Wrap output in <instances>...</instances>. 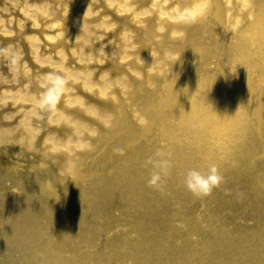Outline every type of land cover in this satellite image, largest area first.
Listing matches in <instances>:
<instances>
[{"label":"bare ground","instance_id":"6f19581e","mask_svg":"<svg viewBox=\"0 0 264 264\" xmlns=\"http://www.w3.org/2000/svg\"><path fill=\"white\" fill-rule=\"evenodd\" d=\"M50 1L58 5L61 21L46 11L33 17L23 12L30 31L41 39L28 38V63L21 69L28 71L25 81L42 95L49 92L57 74L65 73L68 83L54 94L51 108L37 107L40 95L28 92L19 101L17 95L0 101V151H11L7 153L17 162L29 152L33 158L26 159L24 168L35 169L15 175L0 167V190H17L0 191V205L4 201L10 208L25 205L31 210L19 214L11 229L19 232L31 225L45 235L50 229L70 226V220L61 219L67 208L98 206L112 191L130 197L122 213L131 216L140 197L141 207L145 205L140 193L143 182L159 171L149 158L169 161L156 189L174 203L180 195L190 196L186 173L191 169L207 173L203 166L213 163L222 177L230 171L233 184L256 189L252 199L264 196V0H199L208 5L207 13L192 25L162 20L156 8L193 0ZM22 35L18 30L16 36ZM62 49L66 53L68 49L67 57ZM65 61L76 68L69 70ZM190 151L195 161H187ZM92 161L110 168L107 180L93 174ZM40 186L52 189L53 196L58 192L61 203H38L33 192ZM35 206L42 209L34 212ZM184 221L181 217L182 229ZM131 223L129 230L146 229L140 218ZM173 227L157 232L176 240ZM146 235L144 231L145 240ZM245 236L264 243V234ZM64 243L72 242L58 236L41 249V256L54 258V264L62 257ZM218 243L227 257L221 262L212 253L210 264H242L228 251L226 246H231L223 237ZM140 247L145 251L124 254L123 259L159 264L155 246L142 242ZM171 249L165 248L167 256ZM260 251L264 252V244L257 257L248 254L246 264H264ZM95 252L103 254L101 249ZM192 252L199 255L198 250ZM78 259L92 264L93 257L85 254Z\"/></svg>","mask_w":264,"mask_h":264},{"label":"rangeland","instance_id":"374dc122","mask_svg":"<svg viewBox=\"0 0 264 264\" xmlns=\"http://www.w3.org/2000/svg\"><path fill=\"white\" fill-rule=\"evenodd\" d=\"M25 3L38 6L41 9L40 14L46 11L54 16L55 21H61L59 15L56 14L58 5L50 0H0V28L4 32L0 33V101L2 102H8L7 97L12 95H17L16 98L19 101L27 92L28 95L42 96V92L35 91L36 88L25 81L27 77L25 74L28 71L22 73V69L25 70L28 63L26 59V51L30 49L27 47L28 38L32 37L38 41L41 39L38 32L30 31L28 21L23 16V9L12 7L15 4ZM6 7L7 11H5ZM31 21L33 20H29ZM18 30L22 31V37L16 36ZM13 51L19 53L17 68L13 67L9 61ZM63 53L67 57L68 49L67 53L65 50ZM63 65H67L66 67L71 71L75 67L74 63L68 65L66 61ZM5 111L7 113L9 110ZM11 146L12 144H9L7 148L12 149ZM7 152L11 151H4V153L0 151L2 155L0 156V167H3L6 172L15 175L27 173V171L34 172L35 169L24 168L26 159L33 158L29 152H27L29 154L27 158L20 157L19 162L15 155ZM7 155L9 156L5 157ZM186 155L187 161H195L193 151ZM170 160L175 162L171 156ZM90 165V170L94 175L101 174L100 176L105 180L109 178L110 168H105L93 161ZM203 167L208 168L209 165ZM229 173L230 171H227L221 183L208 194L196 195L187 189L190 196L180 195L175 203L169 201L167 196H163L161 189L157 190L156 186H149L148 181H144L140 193L145 200V205L141 207L140 197L138 204L132 207L131 216L122 213L124 204L131 202L130 197L122 192L112 191L105 196V199H102V203L98 206L87 205L86 209L77 208V206L67 208L60 215L61 219L70 220L71 225L50 229L45 235L36 233V229H33L31 225H27L24 229L21 228L19 232L11 229L16 221L14 219L19 214L28 215L31 210L25 205L10 208L3 201L0 205V264H52L54 258L45 260L46 255L41 256V249H45L48 244L56 241L58 236L63 242L72 243L62 245V257L54 264H58L61 260H64L63 264H84L78 258L85 254L92 255V264H131L123 259L124 254L143 249L140 247L142 242L155 246L158 253L157 258L159 256L161 258L159 264H210L211 258L208 257L212 253H215V258L221 262L227 257V254H222L223 250H220L224 246L218 243L219 237H223L225 245L231 246H226L229 252L237 254L238 257L233 256L234 259L237 257L242 264H246L249 259L248 254H255L257 257V251L263 248L264 243L259 245V242L255 241L252 236L246 237L245 234L251 232L255 235L264 234V196L252 199L251 196L256 189L233 184L232 175H228ZM6 183L9 185V181ZM0 191L9 192V194L17 192V190L12 191L11 188L4 190L1 188ZM51 191L49 187L40 186L38 189L35 188L33 193L40 199L38 203L42 201H48L50 204L58 203V201L61 203V199L57 197L58 192L57 196H53ZM68 193L65 189L64 195ZM121 193L125 197H122ZM38 209H42V206L33 208L34 212ZM53 217L54 215L51 214V218ZM134 217L144 221L145 230L137 232L134 229L129 230ZM181 217L185 219L183 229L180 227ZM177 220H179L178 224ZM168 225H175L173 231L176 232L178 239L174 240L170 237L167 240L168 237L165 239L157 232L162 231ZM221 226L224 227L223 230ZM190 229L194 230L193 235ZM144 231L147 234L146 240L142 237ZM237 235H242V238H237ZM241 240H246L247 243L243 245L240 243ZM252 241L254 246L251 247ZM209 245L210 247L205 250L204 247L207 248ZM166 247L172 248L171 256H167ZM97 249H101L103 254L95 252ZM192 249L198 250L199 255L192 252ZM260 252H262L260 255L264 253ZM127 259L133 261L129 257ZM142 263H144L143 260L138 259L134 264Z\"/></svg>","mask_w":264,"mask_h":264},{"label":"clouds","instance_id":"9594fccd","mask_svg":"<svg viewBox=\"0 0 264 264\" xmlns=\"http://www.w3.org/2000/svg\"><path fill=\"white\" fill-rule=\"evenodd\" d=\"M12 7L22 8L26 17L37 16L41 13V9L34 4H15L12 5ZM207 9V4L201 3L199 0H193L191 3L176 2L161 5L156 8V14L162 20H167L170 23L192 25L198 23L206 15ZM5 11H7V7L5 8ZM9 59L10 63L14 66L19 59V53L13 51ZM67 83L68 80L65 73L55 75L49 87V92L39 97L36 101L37 107L51 108L53 106L54 94L57 93L58 90L62 91ZM116 151L121 150L117 149ZM157 155L159 156L161 153L157 152ZM148 163L159 169V171H154L148 180L149 186H156L161 180V174H166V170L169 167V161H155L149 158ZM221 181L222 176L215 163L209 165L207 173L191 169L186 173L184 178V183L187 189L196 195L208 194L214 187L218 186Z\"/></svg>","mask_w":264,"mask_h":264}]
</instances>
